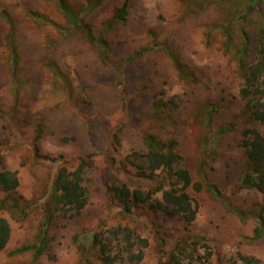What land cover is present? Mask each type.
<instances>
[{"label":"rangeland","instance_id":"obj_1","mask_svg":"<svg viewBox=\"0 0 264 264\" xmlns=\"http://www.w3.org/2000/svg\"><path fill=\"white\" fill-rule=\"evenodd\" d=\"M94 1L67 0L105 39V60L100 43L70 32L58 0H0V170H17L20 179L9 193L0 188V199L9 198L0 217L11 225L0 264H102L94 236L119 224L148 245L141 262L117 264H164L173 252L182 264H244L241 256L264 264V237H255L264 191L243 184L244 132L264 133V123L240 94L238 55L242 16L251 9L247 64L256 58L264 0L255 7L252 0H102L86 9ZM126 1L127 20L107 27ZM148 135L175 142L179 166L201 182L200 190L188 188L198 205L192 221L158 207L164 190L182 187L176 176L133 163L134 153L148 151ZM82 160L86 206L54 209L57 170ZM116 185L150 197L125 211L112 196ZM43 224L44 254L15 252L36 243Z\"/></svg>","mask_w":264,"mask_h":264},{"label":"trees","instance_id":"obj_2","mask_svg":"<svg viewBox=\"0 0 264 264\" xmlns=\"http://www.w3.org/2000/svg\"><path fill=\"white\" fill-rule=\"evenodd\" d=\"M102 0H97L87 5L88 10L99 5ZM258 0H252L250 7H255ZM58 4L63 12V15L69 22L70 32H80L87 40L91 42L97 41L103 47L100 50V55L103 60L108 59V50L105 39L96 36L90 28V23L86 22L79 10L71 6L67 0H58ZM251 9H248L245 15L242 16L243 25L241 26V47L238 55L241 62V71L243 75V84L240 89V94L244 99H247V108L253 118L261 123H264V27L258 30L259 38L257 55L254 61L247 64L249 54L251 52V38L247 31V14ZM86 11V10H84ZM128 4L127 1L118 9L116 18L110 20L107 27H111L112 23L125 22L127 20ZM246 23V24H245ZM247 60V61H246ZM246 139L243 145L247 147V153L250 163L247 166L243 177V184L248 189H258L264 191V133L256 128H247L245 130ZM175 142H161L154 136L148 135L146 138V146L148 151L144 154L134 153V164L142 171L151 173L165 169L171 175L177 177V183H182L181 188L171 186L164 190L163 200L159 202L158 207L169 215L185 214L189 220L195 218L197 212L196 206L193 205L192 198L189 195L188 188L192 185L197 190L202 189L201 182H193V177L189 169L185 166H179V156L173 150ZM91 156V155H90ZM141 160V161H140ZM86 160H82L75 170H70L67 166L62 165L58 170L54 181L56 193L53 194L54 209L60 205L62 210H76L80 212L88 202V191L83 184V170L86 167ZM181 164V162H180ZM20 179L17 170L4 168L0 170V188L4 192H11L18 188ZM112 196L122 202L125 211H131L132 207L148 201L149 194H145L139 189L131 190L127 185H116L111 187ZM111 198H114L112 197ZM10 205L19 208L18 198H12ZM9 202V198L0 199V208L5 207ZM59 208V209H60ZM65 208V209H64ZM60 209V210H61ZM240 216L245 219L244 211L235 210ZM48 219L53 217V213L49 212ZM262 223V222H261ZM260 223V224H261ZM47 224L42 226L36 243L30 246L18 248L15 252L33 250L36 257L41 256L48 249V233ZM256 239L264 237V225H259L255 230ZM11 238V225L5 217H0V251L3 250ZM93 244L98 248L99 257L102 264H117V262L138 261L144 259L143 248L148 245V240L135 234L134 230L122 224L117 227L109 228L105 233H97L94 236ZM139 244L138 251H134L133 247ZM244 264H256L259 260L255 256H241ZM87 264H94L90 259ZM164 264H182L176 252H173L170 261ZM198 264V263H194Z\"/></svg>","mask_w":264,"mask_h":264}]
</instances>
